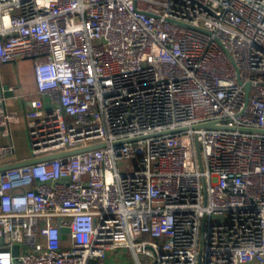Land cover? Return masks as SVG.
<instances>
[{
  "label": "built area",
  "instance_id": "1",
  "mask_svg": "<svg viewBox=\"0 0 264 264\" xmlns=\"http://www.w3.org/2000/svg\"><path fill=\"white\" fill-rule=\"evenodd\" d=\"M17 58L0 264H264V0H0Z\"/></svg>",
  "mask_w": 264,
  "mask_h": 264
},
{
  "label": "crops",
  "instance_id": "2",
  "mask_svg": "<svg viewBox=\"0 0 264 264\" xmlns=\"http://www.w3.org/2000/svg\"><path fill=\"white\" fill-rule=\"evenodd\" d=\"M4 85L24 86L29 94L20 98L6 97L1 90ZM33 92L34 77L29 60L17 58L0 64V148H11L10 153L0 157V166L25 161L30 156L27 113Z\"/></svg>",
  "mask_w": 264,
  "mask_h": 264
},
{
  "label": "water",
  "instance_id": "3",
  "mask_svg": "<svg viewBox=\"0 0 264 264\" xmlns=\"http://www.w3.org/2000/svg\"><path fill=\"white\" fill-rule=\"evenodd\" d=\"M1 90H2L4 96H6V97H11L12 96V92H11V90H9V86L8 85L2 86L1 87ZM204 126H212V124H206ZM74 153H77V152L76 151H73V152H70L68 154H74ZM55 157H57V156H51V157L45 158L43 160H48V159L55 158ZM37 161H41V160L40 159H36V160H25V161H21V162L9 164V165L0 166V172H3V171H5L7 169H10V168H15V167H18V166H22V165H25V164L35 163ZM67 231L68 230L66 228H63L62 229V232H67ZM202 244H203V236L201 235V240H200V245H199V251H198V264H201ZM13 253H14V255H16V253H17V246H15L13 248Z\"/></svg>",
  "mask_w": 264,
  "mask_h": 264
},
{
  "label": "rangeland",
  "instance_id": "4",
  "mask_svg": "<svg viewBox=\"0 0 264 264\" xmlns=\"http://www.w3.org/2000/svg\"><path fill=\"white\" fill-rule=\"evenodd\" d=\"M108 260L116 264H135L134 257L129 250H118L108 254Z\"/></svg>",
  "mask_w": 264,
  "mask_h": 264
}]
</instances>
